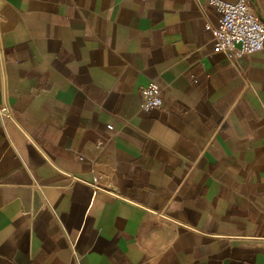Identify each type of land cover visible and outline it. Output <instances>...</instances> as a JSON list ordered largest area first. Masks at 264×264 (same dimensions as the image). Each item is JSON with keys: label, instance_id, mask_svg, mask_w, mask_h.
<instances>
[{"label": "crops", "instance_id": "obj_1", "mask_svg": "<svg viewBox=\"0 0 264 264\" xmlns=\"http://www.w3.org/2000/svg\"><path fill=\"white\" fill-rule=\"evenodd\" d=\"M210 1L0 0V264H264V49Z\"/></svg>", "mask_w": 264, "mask_h": 264}, {"label": "built area", "instance_id": "obj_2", "mask_svg": "<svg viewBox=\"0 0 264 264\" xmlns=\"http://www.w3.org/2000/svg\"><path fill=\"white\" fill-rule=\"evenodd\" d=\"M220 15L216 28L207 26L213 34L214 54H223L232 66L243 58L258 53L264 49V22L258 16L250 0L225 2L211 0ZM165 88L157 83H150L140 89L141 110L149 112L162 107V94ZM6 113V110L2 111ZM111 128V127H110ZM100 148L101 142L97 143Z\"/></svg>", "mask_w": 264, "mask_h": 264}, {"label": "water", "instance_id": "obj_3", "mask_svg": "<svg viewBox=\"0 0 264 264\" xmlns=\"http://www.w3.org/2000/svg\"><path fill=\"white\" fill-rule=\"evenodd\" d=\"M250 1H251L252 5L254 6V3H253V1H252V0H250Z\"/></svg>", "mask_w": 264, "mask_h": 264}]
</instances>
